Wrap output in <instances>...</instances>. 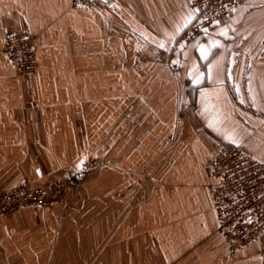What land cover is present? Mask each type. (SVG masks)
I'll return each mask as SVG.
<instances>
[{
  "label": "crops",
  "instance_id": "1",
  "mask_svg": "<svg viewBox=\"0 0 264 264\" xmlns=\"http://www.w3.org/2000/svg\"><path fill=\"white\" fill-rule=\"evenodd\" d=\"M112 2L0 0V188L101 161L0 217V264H264L258 242L228 251L208 190L222 145L264 162V0L188 39L191 0ZM7 29L32 35L33 73Z\"/></svg>",
  "mask_w": 264,
  "mask_h": 264
},
{
  "label": "built area",
  "instance_id": "2",
  "mask_svg": "<svg viewBox=\"0 0 264 264\" xmlns=\"http://www.w3.org/2000/svg\"><path fill=\"white\" fill-rule=\"evenodd\" d=\"M248 0H191L196 12L182 38H191L227 18L238 6ZM92 0H73L79 7ZM6 53L12 65L21 74L33 73L37 67V47L27 31H5ZM101 164L99 159L82 163L62 180L50 186L34 189L18 185L0 188V217L11 215L23 208H50L61 202L75 187L78 178ZM213 182L208 185L209 197L218 214V232L228 242L229 252L252 243L261 245L264 255V162L256 159L243 147L222 145L214 162Z\"/></svg>",
  "mask_w": 264,
  "mask_h": 264
},
{
  "label": "water",
  "instance_id": "3",
  "mask_svg": "<svg viewBox=\"0 0 264 264\" xmlns=\"http://www.w3.org/2000/svg\"><path fill=\"white\" fill-rule=\"evenodd\" d=\"M94 1H102V2L106 3L109 6H113L112 0H94Z\"/></svg>",
  "mask_w": 264,
  "mask_h": 264
},
{
  "label": "snow or ice",
  "instance_id": "4",
  "mask_svg": "<svg viewBox=\"0 0 264 264\" xmlns=\"http://www.w3.org/2000/svg\"><path fill=\"white\" fill-rule=\"evenodd\" d=\"M161 46H163V45H161Z\"/></svg>",
  "mask_w": 264,
  "mask_h": 264
},
{
  "label": "trees",
  "instance_id": "5",
  "mask_svg": "<svg viewBox=\"0 0 264 264\" xmlns=\"http://www.w3.org/2000/svg\"><path fill=\"white\" fill-rule=\"evenodd\" d=\"M94 1V0H93Z\"/></svg>",
  "mask_w": 264,
  "mask_h": 264
}]
</instances>
